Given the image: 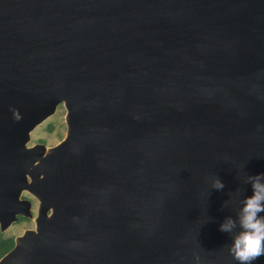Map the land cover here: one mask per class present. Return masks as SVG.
<instances>
[{"label": "water", "instance_id": "water-1", "mask_svg": "<svg viewBox=\"0 0 264 264\" xmlns=\"http://www.w3.org/2000/svg\"><path fill=\"white\" fill-rule=\"evenodd\" d=\"M261 173L264 0H0V264H237Z\"/></svg>", "mask_w": 264, "mask_h": 264}, {"label": "clouds", "instance_id": "clouds-1", "mask_svg": "<svg viewBox=\"0 0 264 264\" xmlns=\"http://www.w3.org/2000/svg\"><path fill=\"white\" fill-rule=\"evenodd\" d=\"M245 183L251 185L252 194L243 196L236 218L226 217L220 231L230 234L228 252L237 264H254L264 257V173L248 175ZM224 187L218 176L211 178L212 189ZM223 206L226 207V201Z\"/></svg>", "mask_w": 264, "mask_h": 264}, {"label": "rangeland", "instance_id": "rangeland-1", "mask_svg": "<svg viewBox=\"0 0 264 264\" xmlns=\"http://www.w3.org/2000/svg\"><path fill=\"white\" fill-rule=\"evenodd\" d=\"M65 108L60 103L57 105L55 111L37 124L30 132V139L28 141V145L34 144L38 142L39 138H43L46 145H52L58 142L65 134L66 131V123L64 119ZM52 124V128H49V125ZM25 193V192H24ZM29 194V193H27ZM34 202L32 205L33 212L35 213L37 207V199L34 198ZM34 221L24 220L21 222H12L4 231V235H19L26 228H33Z\"/></svg>", "mask_w": 264, "mask_h": 264}, {"label": "trees", "instance_id": "trees-1", "mask_svg": "<svg viewBox=\"0 0 264 264\" xmlns=\"http://www.w3.org/2000/svg\"><path fill=\"white\" fill-rule=\"evenodd\" d=\"M52 124L49 128H52ZM40 141L44 142L43 138H39ZM25 218L23 216L20 217ZM14 245V235H4L3 231L0 230V256L3 255L7 250H9Z\"/></svg>", "mask_w": 264, "mask_h": 264}, {"label": "flooded vegetation", "instance_id": "flooded-vegetation-1", "mask_svg": "<svg viewBox=\"0 0 264 264\" xmlns=\"http://www.w3.org/2000/svg\"><path fill=\"white\" fill-rule=\"evenodd\" d=\"M38 142H42V141H40V140H38ZM25 192V193H24ZM27 193H29V194H27ZM21 197H23V198H28L30 201H31V211H32V213H33V215H35V213L33 212V209H32V205H33V202H34V199H33V197L34 198H36L35 196H33L28 190H26V189H24L23 191H22V193H21ZM37 199V198H36ZM37 204H38V200H37ZM37 208V207H36ZM35 212H36V210H35ZM21 216H23V217H25V218H21L20 219V217ZM31 219H33V216L32 217H28V216H24V215H21V214H19L18 215V218H17V220L15 221V222H21V221H24V220H31ZM34 221V220H33Z\"/></svg>", "mask_w": 264, "mask_h": 264}]
</instances>
